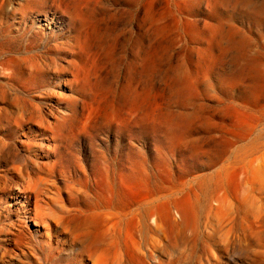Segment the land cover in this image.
<instances>
[{"label":"rangeland","instance_id":"1","mask_svg":"<svg viewBox=\"0 0 264 264\" xmlns=\"http://www.w3.org/2000/svg\"><path fill=\"white\" fill-rule=\"evenodd\" d=\"M258 9H264V0H0V62L18 75L7 78L11 69L0 67V148L13 152L14 119L28 99L71 98L80 115L75 128L147 132L163 141L168 154L173 151L181 173L196 176L203 187L196 241L186 231L176 244L168 240L153 250L148 264H264L262 254L257 258L256 248L242 237V214L227 221L230 210H218L211 198L218 180L228 181L225 173L218 175L220 165L264 137V87L257 77L264 72V15L253 13ZM11 58L18 60L12 64ZM32 58L46 77L37 73L33 81ZM55 106L66 109L64 103ZM183 131L199 134L205 148L200 155L179 144ZM213 142L226 153L220 164L201 170ZM32 151L29 157L18 150L15 158L0 162V179L12 166L30 171L28 158L40 165L46 161L42 150ZM235 183L233 176L229 188ZM5 200L0 201V228L15 220L20 205ZM27 227V258L0 233V264L74 262L77 246L65 243L53 256L33 224Z\"/></svg>","mask_w":264,"mask_h":264},{"label":"bare ground","instance_id":"2","mask_svg":"<svg viewBox=\"0 0 264 264\" xmlns=\"http://www.w3.org/2000/svg\"><path fill=\"white\" fill-rule=\"evenodd\" d=\"M253 13L261 17L264 9ZM15 60L8 61L15 64ZM31 61L33 81L37 73L43 78L40 63L35 58ZM0 67L11 69L7 78H17L16 68L10 64L2 61ZM257 77L263 88L264 72L259 71ZM52 96L28 99L14 119L17 141L13 152L6 146L0 148L2 164L15 158L18 150L30 157L33 147L42 150L46 158L41 165L28 158L30 171L28 167L12 166L7 170L9 175L0 179V201L4 198L15 207L20 204L15 220L7 228H0L2 241L26 259L24 244L30 233L27 222H31L53 256L59 255L65 243L77 246L74 262L64 260L63 264H148L153 250L162 248L168 240L176 244L186 231L194 243L199 191L203 187L196 176L178 170L173 151L168 154L161 146L163 141L154 140L147 132L77 129L80 115L72 109L73 100L58 95L53 103ZM60 103L66 109L55 106ZM260 112L263 121L264 104ZM199 138L193 131H183L179 144L200 155L205 148ZM226 149L213 142L209 161L200 169L220 164ZM224 173L227 183L225 178L218 180L211 198L219 203L218 210L225 206L230 210L227 221L234 220L235 213L242 214L243 239L256 248L257 258L261 254L264 257V137L259 144L247 145L232 162L220 165L218 175ZM233 176L236 183L229 188ZM8 250L5 246L3 258Z\"/></svg>","mask_w":264,"mask_h":264}]
</instances>
